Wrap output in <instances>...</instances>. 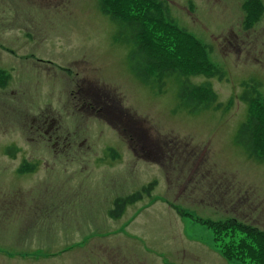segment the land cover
<instances>
[{
	"label": "rangeland",
	"instance_id": "374dc122",
	"mask_svg": "<svg viewBox=\"0 0 264 264\" xmlns=\"http://www.w3.org/2000/svg\"><path fill=\"white\" fill-rule=\"evenodd\" d=\"M246 1L121 0L154 31L144 25L156 63L144 83L106 0H0V264H243L249 240L207 226L264 232V163L234 143L248 114L264 124V107L239 99L247 83L264 102V0L257 18ZM180 31L206 61L181 58ZM179 62L216 98L195 115L172 79L156 82ZM260 137L264 155V125ZM149 186L110 216L115 199Z\"/></svg>",
	"mask_w": 264,
	"mask_h": 264
},
{
	"label": "trees",
	"instance_id": "16d2710c",
	"mask_svg": "<svg viewBox=\"0 0 264 264\" xmlns=\"http://www.w3.org/2000/svg\"><path fill=\"white\" fill-rule=\"evenodd\" d=\"M120 2L121 0H106V4H108L110 7L116 8V11L118 12H116L117 16H112L111 22L115 23L117 22V20H119V25L121 26V28L119 27L118 29L117 39L120 40L122 43L131 46V50L129 51V63L131 71L133 72L136 78H138L144 83H148L149 74L147 73V71H151L152 68H155L156 65V63L153 62V55L150 53V51H148V39L150 38V36L147 35L148 32L144 25L148 27L149 24L145 20H140L139 17H132L129 19L126 18L123 13L120 12L116 7L120 4ZM255 6H257L256 0H248V9L251 10ZM161 10L163 11V7L161 8ZM256 14L257 17L260 15L259 12H254V16H256ZM159 17L160 19L165 21L167 25V23L169 22V18H164L161 14L159 15ZM120 19L123 21L126 20V22H122ZM157 22L158 21L154 22L155 26L158 24ZM170 29L172 30V32H176L174 28L171 27ZM148 31L151 32V34L154 33L153 29L149 30V27ZM184 33L180 31L178 39L184 41V38L180 36L181 34L186 38L189 43H187L188 46L183 43V48L185 49L183 52H181V58L184 59L183 54H186L187 58H189V55L190 57H193L195 53H197L198 57H204L206 61L204 48L202 49V47L200 46L194 48L192 46V44H198L196 37H193L188 33ZM156 37L159 36L157 35ZM168 52L169 51H166V53ZM186 67L188 66L184 62H179V65L167 64L164 68L158 70V79L156 80V82L161 85L162 80H164V78L172 79L174 84L178 88V99L181 101L180 106L188 113L195 115V113L197 114L199 111L212 106V104L214 103V94L208 88V85H192L190 83L189 78H191V76L197 75L198 73L197 71H186ZM218 72L219 71L216 70L213 66L209 67L206 73L209 74L207 75L208 77H213ZM244 95V99L249 100L247 102L248 106L253 104V102H257L261 104V107H264L263 101L251 99L252 97L249 90L245 91ZM263 125L264 124L260 119L255 118V116L252 114H248L244 124H241L239 126L234 137V143L238 147L242 148L249 156H254V159L259 163H264V155L260 153V150L258 149V141L259 139H261L260 132L263 129ZM150 188L151 187L149 186V188L146 190H142L141 192H136L127 197L117 198L116 200H114V207L110 212V216L120 217L121 213L124 211L127 205L134 204L140 201L143 194L148 195ZM207 227L211 230L212 235L216 234V237L225 236L226 234H228V230L242 233L246 237V239L249 240V243L253 245V247H243V254L240 255V257H242L241 262L243 264H247V261H250L251 264H264V256L262 255V253L264 252V232L261 233L260 230L256 228L236 226L235 223L231 221H227L226 223L216 222L214 224H210ZM226 242H228V239L225 240V243ZM254 250H256V253H254V255H257L255 257H252ZM224 252L225 255H227V258L230 259L231 256L228 254V251L225 250ZM232 260L235 259L233 258Z\"/></svg>",
	"mask_w": 264,
	"mask_h": 264
}]
</instances>
